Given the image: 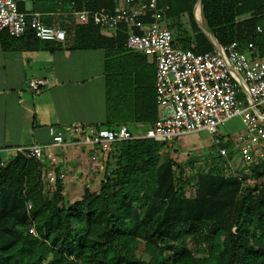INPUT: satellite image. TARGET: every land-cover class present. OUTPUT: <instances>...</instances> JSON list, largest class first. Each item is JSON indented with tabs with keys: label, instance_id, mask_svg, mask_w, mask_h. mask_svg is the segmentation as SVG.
Masks as SVG:
<instances>
[{
	"label": "trees",
	"instance_id": "16d2710c",
	"mask_svg": "<svg viewBox=\"0 0 264 264\" xmlns=\"http://www.w3.org/2000/svg\"><path fill=\"white\" fill-rule=\"evenodd\" d=\"M16 1L19 10L39 12L46 24L59 17L75 19L81 10L113 11L117 5L115 0ZM158 1L168 6L167 15H186L194 25L195 34L179 33L175 46L215 49L195 19L197 0ZM200 14L222 45L235 40L247 50L253 41L255 55L264 56V0H201ZM127 33L123 25L116 35L106 36L92 18L77 17L76 47L135 54L124 47ZM20 38L51 49L61 45L33 33ZM108 108L107 120L93 125L134 124ZM158 108L154 86L153 109L145 123L159 117ZM167 145L146 137L114 143L103 161L98 188L86 185L73 202L64 193L66 180L48 185L45 162L16 152L2 164L0 152V264H264V158L246 162L250 164L243 174L226 173L224 167L193 168L189 174L165 154Z\"/></svg>",
	"mask_w": 264,
	"mask_h": 264
},
{
	"label": "built area",
	"instance_id": "2783aa9c",
	"mask_svg": "<svg viewBox=\"0 0 264 264\" xmlns=\"http://www.w3.org/2000/svg\"><path fill=\"white\" fill-rule=\"evenodd\" d=\"M115 2L113 11L106 8L81 10L76 15L81 21L92 18L101 31L111 36L126 25L125 49L155 58L159 117L141 134L126 124L115 128L77 125L69 128L68 136L64 129L52 125L47 143L18 146L16 152L45 162L44 176L48 185L53 186L57 180L65 181L69 177L68 147L85 152L92 163H97L99 153L106 157L118 141L146 137L167 141L171 146L181 135L202 130L218 134L221 125L240 116L245 125L243 130L227 136L226 140L218 134L219 154L237 153L245 162L264 158V56L255 55L256 44L248 42L247 50L252 56L235 40L227 45L216 44L213 51L206 52L175 46L172 29L163 23L168 6L160 5L158 0ZM257 30H263L261 25ZM2 31L15 38L33 33L42 40L61 42L67 35L61 25L43 22L39 12L19 10L16 0H0ZM29 85L39 91L45 81L33 79ZM11 159H4L2 164ZM28 206H32L31 202ZM30 231L36 234L34 227Z\"/></svg>",
	"mask_w": 264,
	"mask_h": 264
},
{
	"label": "crops",
	"instance_id": "0c3cea01",
	"mask_svg": "<svg viewBox=\"0 0 264 264\" xmlns=\"http://www.w3.org/2000/svg\"><path fill=\"white\" fill-rule=\"evenodd\" d=\"M195 11L194 7L196 17ZM200 12L201 8L198 16L202 22ZM76 23L77 15L75 19H56L53 24L64 27L67 35L55 49L0 33V152L4 159L13 157L18 146L47 143L52 125L61 127L69 136L71 127L105 122L109 105L112 111L134 123L129 126L135 133L150 125L144 121L153 109L155 58L142 52H128L124 56L125 52L108 55L103 48L79 49L75 41ZM163 23L172 29L174 39L179 33L187 37L195 34L186 15L166 14ZM102 34L111 36L107 31ZM33 79L45 81L40 91L30 87ZM27 83L31 94L26 90ZM67 153L69 178L81 173H98L101 178L106 159L101 153L99 162L93 163L96 170L90 166L92 161L85 152L68 147Z\"/></svg>",
	"mask_w": 264,
	"mask_h": 264
},
{
	"label": "rangeland",
	"instance_id": "374dc122",
	"mask_svg": "<svg viewBox=\"0 0 264 264\" xmlns=\"http://www.w3.org/2000/svg\"><path fill=\"white\" fill-rule=\"evenodd\" d=\"M197 23H199L198 20ZM185 36L186 34L183 35V37ZM246 52L249 54V56H252L248 50ZM26 90L28 93L31 91L28 88V83L26 85ZM244 126L245 125L241 117L234 116L226 121L224 125L219 127L218 134H220L223 140H226L227 136H233L235 133L243 130ZM147 128V126H142L140 129H137V131L144 133ZM218 134H211L206 130H202L199 132L181 135L172 141L171 146L168 144L165 147L164 152L166 155L172 156L179 164L184 166L189 174H192V172H195V170L206 171L212 167H216L217 170L224 167V172L226 173L239 172L240 174H243L242 171L250 163L243 161L241 156L237 153H233L232 155L228 156H220L218 152L219 146L216 143ZM230 145L231 144L229 143V147ZM4 155L7 157L6 153ZM257 162H260V160H257ZM82 164L83 162H81V165ZM224 164H228V167H225ZM90 166H93L92 168L96 170V167L93 165V163H90ZM100 168L101 167L98 166V169ZM66 181L67 184L65 186L64 193L67 200L69 202H73L82 196L84 187L86 185H89V187L93 190L97 189L100 183V177H98V173L90 175L88 173H81L78 175L75 174L74 176L72 175L70 178L68 177ZM188 191H191L190 186L188 187ZM197 251L200 254L206 253V249L199 248Z\"/></svg>",
	"mask_w": 264,
	"mask_h": 264
},
{
	"label": "water",
	"instance_id": "95a60500",
	"mask_svg": "<svg viewBox=\"0 0 264 264\" xmlns=\"http://www.w3.org/2000/svg\"><path fill=\"white\" fill-rule=\"evenodd\" d=\"M197 7H199V8H201V0H197V2H196V4H195V8H196V10H197ZM195 15H196V17H197V19H198V21H199V23H200V25H201V27H202V29L205 31V33L214 41V43H215V45L217 44V45H219L220 43L217 41V39L215 38V36L212 34V33H210V31L203 25V23L200 21V18H199V16H198V14L196 13V11H195Z\"/></svg>",
	"mask_w": 264,
	"mask_h": 264
}]
</instances>
